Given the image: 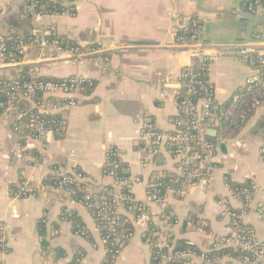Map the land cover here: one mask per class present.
<instances>
[{
  "label": "crops",
  "instance_id": "1",
  "mask_svg": "<svg viewBox=\"0 0 264 264\" xmlns=\"http://www.w3.org/2000/svg\"><path fill=\"white\" fill-rule=\"evenodd\" d=\"M247 1L73 0L69 6L74 8L73 15L44 16L32 23V31L49 29L67 46L99 48L109 61H51L35 45L25 53V65L33 66L39 77H83L93 82V88L84 90L78 105L61 115L65 126L61 139L46 132L40 138H26L22 145L6 116L0 117V238L6 251L0 254V264H72L78 256L79 264L102 263L104 248L90 213L72 195L57 192L52 180L61 174L82 173L98 184L110 185L102 179V169L105 154L113 147L120 151L130 175L141 180L132 189L134 199L146 203L148 184L163 173L176 174L173 160L164 152L148 168L141 167L136 147L145 120L168 132L177 116L178 76L196 59L175 46L178 33L196 19L204 45H251L264 50V17L250 16ZM23 8L24 0H0L1 35L10 32L5 20L21 16ZM15 70L0 65V76L9 78ZM258 77L253 60L213 59L207 78L215 106L225 105ZM223 118L220 109L209 136L217 168L213 186L190 187L183 196L169 192L165 198V209L178 221L171 228L174 240L192 242L202 253L210 250L212 238L227 234L228 221L221 218L218 201L231 197L228 183L253 185L243 225L264 240V159L260 154L264 134L256 132L264 119V104L241 125L227 126ZM19 146L23 160L14 156ZM21 182L31 192L26 198L13 199L11 192ZM231 205L241 208L235 200ZM65 212L80 219L86 236L74 233L72 222L62 218ZM155 223L160 229L159 221ZM143 232L142 226L134 227V236L117 264H152Z\"/></svg>",
  "mask_w": 264,
  "mask_h": 264
},
{
  "label": "built area",
  "instance_id": "2",
  "mask_svg": "<svg viewBox=\"0 0 264 264\" xmlns=\"http://www.w3.org/2000/svg\"><path fill=\"white\" fill-rule=\"evenodd\" d=\"M73 0H62L65 7L72 5ZM246 11L253 17H264V4L262 0H248ZM25 16L31 18L32 22L40 20L44 16L35 11L34 5L25 8ZM64 15V14H63ZM50 17H56L50 15ZM201 25L198 20H191L189 27L177 35L175 46L195 55V62L182 69L178 80L181 84L182 96L176 98L177 116L171 122V130L168 132L158 129L150 120H145L140 126L137 139L136 151L141 155L139 165L148 168L151 162L164 152L174 162L175 175L172 174L169 184L163 190L161 184L155 181L146 186V203L137 202L132 194L135 185L140 184V178L130 175L129 169L122 170L125 177L119 178L115 171L120 169L123 162L121 153L116 148H109L105 154V162L102 169V179L111 182L110 185L98 184L87 179L82 173L72 175H59L54 178V188L59 193L73 195L75 190L83 197L76 203L91 212V217L105 222L107 235L100 236L104 248V258L101 264H117L122 249L134 236V227L142 226L143 242L150 249L152 264H264V240L257 237L255 231L243 225V219L247 214V208L253 197V185L242 184L240 188L232 190L229 185L230 198H221L218 205L221 208V218L228 221L227 234L223 237L212 238V247L206 253H197L193 249L192 242H185L186 249L177 250L176 241L171 233V228L178 223L177 219L170 213L161 214L165 210V198L169 192L179 196L185 194L187 188L213 186L215 165V149L208 139L207 131L211 130L213 118L215 117V104L213 101V87L207 78L209 63L218 57H237L241 59H252L256 64L259 77L246 87L253 100V107L257 108L264 104V50L251 45L233 47L212 48L204 45L200 40ZM34 43L25 44L18 41L15 47L6 48L4 38L0 34V65L2 68L15 67L16 70L9 78V96L11 102H24L38 115H63L68 110L78 105L79 95L86 89L93 88V82L83 77H67L59 81H34L38 74L33 66L27 72L29 79L21 77L20 69L25 65L24 55L30 45H35L51 61L69 62L95 59L108 63V58L103 56V50L88 46H67L53 35L51 30L32 31ZM258 36H256V39ZM23 56L18 61L5 62L4 54L13 56V53ZM206 71V74H203ZM3 77V76H2ZM39 94L40 102H35L33 96ZM51 98L59 102H45L44 99ZM237 105H242L241 97L233 95L231 102L225 110V115ZM10 111L15 110L13 107ZM12 126L13 133L19 136L21 127L13 126L10 115L5 114ZM245 115L241 113L240 120L244 121ZM32 128L35 132L31 138H40L46 132L39 123L25 126ZM264 142V136H263ZM264 159V143L260 149ZM18 160L25 159L23 148H17L14 154ZM110 189L106 190L105 187ZM122 190L124 192H122ZM27 183L21 182L17 191L11 192L13 199L26 198L30 194ZM231 200L240 202L241 208L235 209ZM128 206L125 208V206ZM94 210V213H93ZM157 211V213L155 212ZM159 214V217L157 215ZM259 218H263L259 215ZM159 221L161 228L157 227ZM130 223L132 230H120L125 224ZM153 224L152 233L146 237L148 225ZM96 226V225H95ZM99 233V229L96 226ZM77 235L86 236L85 230L75 231ZM112 247V248H110ZM220 249H231L236 256L224 254L221 256H207L210 251ZM0 254H4L5 243L0 238ZM79 260L76 263L79 264Z\"/></svg>",
  "mask_w": 264,
  "mask_h": 264
},
{
  "label": "trees",
  "instance_id": "3",
  "mask_svg": "<svg viewBox=\"0 0 264 264\" xmlns=\"http://www.w3.org/2000/svg\"><path fill=\"white\" fill-rule=\"evenodd\" d=\"M62 0H24V8L22 10L21 16L17 17H8L5 20V23L10 30L9 35L4 38L6 48L9 50L10 48H14L18 41L22 40L25 44L29 45L34 43V36L31 34L32 31V20L30 17L25 16V8L34 5L35 11L39 12L43 15H54V16H61L63 14H70L73 15L74 8L71 7H65L63 4H61ZM183 31L179 32V35L182 34ZM59 39V38H58ZM5 56V62L8 61H18L23 58L21 54L13 53V56H8L7 54H4ZM252 60V59H250ZM254 62V60H253ZM255 64V62H254ZM256 65V64H255ZM30 69V65L23 66L20 69V76L24 77L25 79H29L30 76L27 75L28 70ZM203 74H206V71H203ZM34 81H59V79L49 78L45 76H41L36 78ZM9 82L2 76H0V117H2L5 114L10 115V120L15 127H21L19 138L21 140L19 141L20 144L24 145L26 138L34 136L35 132H33L32 128H24L25 126L35 125L36 123H39L42 125L43 129L45 131H49L53 134V136L57 139H61L65 132V126H64V120L61 115H49V116H41L36 113L34 109H31L26 103L24 102H11L10 96H9ZM89 90V89H86ZM234 95H237L241 97L242 105H237L234 107L230 114L225 115V110L229 106L231 99L222 107H215L214 113L221 109L222 117L225 124L228 126L235 125V124H242L240 120V115L243 113L248 119L253 115L254 107L252 106L253 100L250 95V93L246 90V88L238 90L234 93ZM182 96V90L180 91V94L177 96V99H180ZM33 100L35 102H40L42 100L41 96L37 93L33 96ZM45 102H59V100H53L51 98L44 99ZM13 107L15 110L10 111L9 108ZM262 131V134H264V119L260 120L259 123L256 126V132ZM209 141L211 142V137H208ZM212 144V143H211ZM213 145V144H212ZM127 169V165L125 163H122L119 170H116L115 173L119 178L125 177L126 174H122V170ZM172 174L170 173H163L160 178L157 179L156 183L161 184V188L164 190L165 187L168 186L169 180L171 179ZM54 184V180H52ZM229 187L234 190L236 188H240L242 185L238 184H231L228 183ZM106 190L110 189L109 186L105 187ZM122 192H124L122 190ZM73 200L75 202L79 201L83 195L75 190L74 194L72 195ZM128 206L126 205L125 208ZM94 213V210H93ZM169 213L168 210H163L161 214ZM91 215V212H90ZM159 217V214L157 215ZM62 218H67V220L71 221L73 224V231H84V227L79 221L80 219L76 217L74 214L66 213L62 216ZM93 221L95 225L99 229V235L102 237H105L107 235V231L104 228L105 222H101L93 217ZM152 228H154L153 224L148 225V231L145 233V236L148 237L152 233ZM120 230L130 231L132 230V226L130 223L125 224ZM43 233V231H41ZM177 250H184L186 249V245L184 241L176 242L175 245ZM112 248V247H110ZM195 252H200L197 249H193ZM1 252V250H0ZM224 254H229L231 256H236L235 252H233L231 249H220L218 251H210L207 256H221ZM80 257H75V259H79ZM72 264H77L76 260H73ZM170 264H177L174 261H171Z\"/></svg>",
  "mask_w": 264,
  "mask_h": 264
},
{
  "label": "water",
  "instance_id": "4",
  "mask_svg": "<svg viewBox=\"0 0 264 264\" xmlns=\"http://www.w3.org/2000/svg\"><path fill=\"white\" fill-rule=\"evenodd\" d=\"M212 133H213V132H212L211 130H208V131H207L208 136H211Z\"/></svg>",
  "mask_w": 264,
  "mask_h": 264
}]
</instances>
